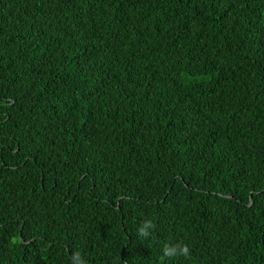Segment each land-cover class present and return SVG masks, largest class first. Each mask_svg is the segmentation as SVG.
Returning a JSON list of instances; mask_svg holds the SVG:
<instances>
[{
    "label": "trees",
    "instance_id": "obj_1",
    "mask_svg": "<svg viewBox=\"0 0 264 264\" xmlns=\"http://www.w3.org/2000/svg\"><path fill=\"white\" fill-rule=\"evenodd\" d=\"M77 253L264 264V0H0V264Z\"/></svg>",
    "mask_w": 264,
    "mask_h": 264
},
{
    "label": "clouds",
    "instance_id": "obj_2",
    "mask_svg": "<svg viewBox=\"0 0 264 264\" xmlns=\"http://www.w3.org/2000/svg\"><path fill=\"white\" fill-rule=\"evenodd\" d=\"M155 228V224L153 221H148L144 224V226L139 230L140 235L147 237L151 234V230ZM178 256H182L185 258H191L192 249L188 244L181 245H167L164 248V257L171 259ZM72 264H84V259L81 254H75Z\"/></svg>",
    "mask_w": 264,
    "mask_h": 264
}]
</instances>
